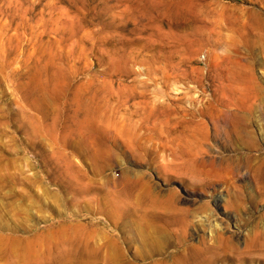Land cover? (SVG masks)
<instances>
[{"label":"rangeland","instance_id":"1","mask_svg":"<svg viewBox=\"0 0 264 264\" xmlns=\"http://www.w3.org/2000/svg\"><path fill=\"white\" fill-rule=\"evenodd\" d=\"M142 195L177 200L206 263L264 264V0H0V234Z\"/></svg>","mask_w":264,"mask_h":264},{"label":"bare ground","instance_id":"2","mask_svg":"<svg viewBox=\"0 0 264 264\" xmlns=\"http://www.w3.org/2000/svg\"><path fill=\"white\" fill-rule=\"evenodd\" d=\"M68 201L66 204L76 206L72 213L60 219L58 216L43 227L31 226V234L23 236L24 238L17 237L18 234H0V254L5 263L136 264L135 259L126 256L127 248L123 245L120 234V229L124 231L129 228L123 219L126 215H133L141 223L137 229L140 236L150 239L147 235H154V245L149 252L152 264L168 263L161 256L162 249L170 244L169 240L163 238L167 232L174 235V245L182 247L178 258L168 264H208L206 262L209 259L205 256V252H209L207 248L200 244L182 246L184 237L195 232L188 227L187 211L182 207L178 208L177 200L172 196L149 198L142 195L133 198L107 197L105 200L89 198ZM98 215L102 219L98 217L94 221ZM139 257L145 260L143 252Z\"/></svg>","mask_w":264,"mask_h":264}]
</instances>
